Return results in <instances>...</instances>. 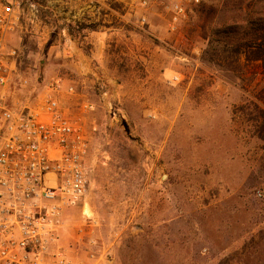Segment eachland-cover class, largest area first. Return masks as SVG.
Returning <instances> with one entry per match:
<instances>
[{
	"label": "rangeland",
	"instance_id": "rangeland-1",
	"mask_svg": "<svg viewBox=\"0 0 264 264\" xmlns=\"http://www.w3.org/2000/svg\"><path fill=\"white\" fill-rule=\"evenodd\" d=\"M19 1L7 48L14 84L30 87L13 85L11 97L61 78V108L90 139L88 193L62 233L71 257L264 264V65L237 63L213 38L247 9L257 16L261 0L184 1L175 30L165 5L177 0H99L104 10L88 17L106 22L94 41L83 37L95 23L70 19L84 0Z\"/></svg>",
	"mask_w": 264,
	"mask_h": 264
},
{
	"label": "built area",
	"instance_id": "built-area-1",
	"mask_svg": "<svg viewBox=\"0 0 264 264\" xmlns=\"http://www.w3.org/2000/svg\"><path fill=\"white\" fill-rule=\"evenodd\" d=\"M184 1L164 4L172 30L186 15ZM89 4L101 9L99 0ZM22 16L19 0H0V264H84L64 249L62 233L69 212L88 193L90 139L82 119L61 108V78L38 82L23 100L11 97L13 85L20 92L30 87L21 77L14 84L15 51L7 48Z\"/></svg>",
	"mask_w": 264,
	"mask_h": 264
},
{
	"label": "trees",
	"instance_id": "trees-1",
	"mask_svg": "<svg viewBox=\"0 0 264 264\" xmlns=\"http://www.w3.org/2000/svg\"><path fill=\"white\" fill-rule=\"evenodd\" d=\"M252 1L254 0H249V2ZM259 3L263 5L257 16H254L251 10L248 11L249 9H247V12H243L245 8L240 5L239 11L243 12V14L240 13V15L230 19L231 25L229 29L213 35L214 40L218 44H222L224 51L228 50L226 48L229 47L235 52L234 56L237 63L240 62L241 57L244 55L247 63L261 61L264 65V0L259 1ZM242 23L244 27H238L239 29L235 30L234 24ZM100 24L95 23L94 25H89L88 28L95 30Z\"/></svg>",
	"mask_w": 264,
	"mask_h": 264
},
{
	"label": "crops",
	"instance_id": "crops-1",
	"mask_svg": "<svg viewBox=\"0 0 264 264\" xmlns=\"http://www.w3.org/2000/svg\"><path fill=\"white\" fill-rule=\"evenodd\" d=\"M89 2H90V0H84V2H82L80 8L77 9L78 14L70 17V19L73 20L72 23H76L77 21L85 22V23H101V22L104 23V22H106L105 20L103 21V19H101L100 15L93 17L91 19H90V17H88V16H92V15H90V11H95L94 8L90 7ZM103 5L100 7L101 10H104ZM95 13H99V11H96ZM67 22H70V21L67 20ZM100 27H102V28H100ZM102 29H103V26L99 25L97 30H91V33L84 35L83 39L94 41V40H97V38H101V40H102L103 39L102 35L104 34L103 32H101ZM84 31H88V28H84ZM63 36L65 38V41H67V42L68 41H70V42L76 41V39L73 37V35L68 33L66 28L63 29ZM81 38H82V36H81ZM98 50H99V48H98Z\"/></svg>",
	"mask_w": 264,
	"mask_h": 264
}]
</instances>
